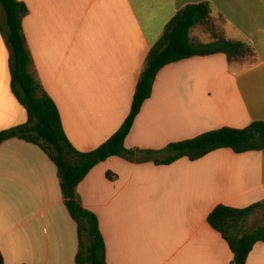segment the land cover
Instances as JSON below:
<instances>
[{
	"label": "crops",
	"instance_id": "1",
	"mask_svg": "<svg viewBox=\"0 0 264 264\" xmlns=\"http://www.w3.org/2000/svg\"><path fill=\"white\" fill-rule=\"evenodd\" d=\"M33 68L80 152L107 142L128 118L151 49L186 6L208 4L227 40L253 49V65L223 54L165 67L125 141L161 151L222 128L264 122V0H18ZM0 25V133L27 122L11 90V52ZM193 38V36H192ZM194 40V39H193ZM215 38L206 43L214 42ZM199 43V42H198ZM139 153L137 157H142ZM99 220L108 264H233L208 218L219 205L264 201V151L230 149L169 166L112 157L78 187ZM78 228L58 170L38 146L0 145V251L5 264H76ZM247 264H264L258 243Z\"/></svg>",
	"mask_w": 264,
	"mask_h": 264
},
{
	"label": "trees",
	"instance_id": "2",
	"mask_svg": "<svg viewBox=\"0 0 264 264\" xmlns=\"http://www.w3.org/2000/svg\"><path fill=\"white\" fill-rule=\"evenodd\" d=\"M28 13L23 2L0 0V25L11 52V90L28 117L26 124L1 132L0 145L11 139L26 141L40 147L57 167L65 205L78 228L76 264H108L98 217L82 205L78 194L79 185L97 165L109 158L120 157L133 163L169 166L184 158L198 161L221 149H230L236 154L264 151V122H254L245 129L210 131L170 144L161 151H135L125 147L135 119L152 96L157 76L168 65L219 53L225 54L231 65L247 56L254 63L256 54L252 48L229 41L222 34L213 35L215 41L207 44L193 40L192 31L197 27L205 26L209 32L214 31L208 4L186 6L168 23L163 36L148 54L128 118L107 142L90 152H80L70 143L59 109L34 71L23 29V20ZM139 153L143 156L137 157ZM258 211H264V201L244 209L219 205L208 218L211 228L221 234L233 252V264H247L254 247L264 243V225L249 229L251 217ZM0 264H5L1 251Z\"/></svg>",
	"mask_w": 264,
	"mask_h": 264
},
{
	"label": "rangeland",
	"instance_id": "3",
	"mask_svg": "<svg viewBox=\"0 0 264 264\" xmlns=\"http://www.w3.org/2000/svg\"><path fill=\"white\" fill-rule=\"evenodd\" d=\"M2 10V9H1ZM214 23V31L209 32L206 27H197L192 31V36L194 41L205 44L204 42H208L210 39H213V35L222 34L223 30V22L219 19H215ZM223 35V34H222ZM207 44V43H206ZM244 60L248 63H252L251 57H246ZM264 225V211H258L251 217L249 223V229L255 226Z\"/></svg>",
	"mask_w": 264,
	"mask_h": 264
}]
</instances>
